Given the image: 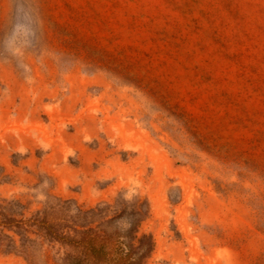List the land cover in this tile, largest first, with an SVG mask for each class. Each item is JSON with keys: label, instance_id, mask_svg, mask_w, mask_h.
<instances>
[{"label": "rangeland", "instance_id": "rangeland-1", "mask_svg": "<svg viewBox=\"0 0 264 264\" xmlns=\"http://www.w3.org/2000/svg\"><path fill=\"white\" fill-rule=\"evenodd\" d=\"M32 67L82 77L118 156L78 204L0 166V264L115 228L152 239L139 264H264V0H0V106Z\"/></svg>", "mask_w": 264, "mask_h": 264}, {"label": "crops", "instance_id": "crops-1", "mask_svg": "<svg viewBox=\"0 0 264 264\" xmlns=\"http://www.w3.org/2000/svg\"><path fill=\"white\" fill-rule=\"evenodd\" d=\"M57 76L52 68L32 67L13 78L9 94L15 100L2 102L0 123L3 130L21 132L0 143V166L29 175L52 199L78 204L106 180L102 168L118 155L108 143L109 133L102 136L99 119L78 105L82 77L69 72L63 82Z\"/></svg>", "mask_w": 264, "mask_h": 264}, {"label": "trees", "instance_id": "trees-1", "mask_svg": "<svg viewBox=\"0 0 264 264\" xmlns=\"http://www.w3.org/2000/svg\"><path fill=\"white\" fill-rule=\"evenodd\" d=\"M133 238L130 229L82 231L76 241L82 254L70 258L68 264H139L152 251L153 241L142 235L135 246Z\"/></svg>", "mask_w": 264, "mask_h": 264}]
</instances>
